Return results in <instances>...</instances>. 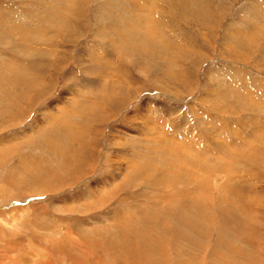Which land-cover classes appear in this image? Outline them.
I'll use <instances>...</instances> for the list:
<instances>
[{"label": "rangeland", "instance_id": "1", "mask_svg": "<svg viewBox=\"0 0 264 264\" xmlns=\"http://www.w3.org/2000/svg\"><path fill=\"white\" fill-rule=\"evenodd\" d=\"M65 1L66 4L63 0H0V226L3 221L9 228L19 226L12 240H23L30 235V230L40 226L50 239L53 236L52 245L51 241H42L40 245L56 251L62 242V234L53 231L59 226L63 232L67 228L74 229L75 223L82 225L90 219V224L98 229L95 221L111 222L119 216L114 214L115 208L130 213L132 206L141 201L139 193H144L142 198L145 199L152 189L147 183L149 177L141 181L138 176L127 183L130 171H133L131 165L137 160L136 165H139L142 160L134 154L146 153L147 170L155 178L171 168H166L167 163L175 162L174 152L168 157L162 155L159 148L147 146L152 144L147 138L161 130L173 133L170 136L175 134L178 139L193 131L194 138L200 139L206 135L203 132H208L211 136L208 148L212 147V155L202 159L211 165L207 169L198 167L193 171V167V170H187L188 180L182 186L177 181L171 189L157 186L165 189L163 192L172 191L171 201L175 204L167 207L161 203L156 207L158 212L138 216V221L150 222H142L145 228L153 225V216L161 213L166 214L167 220L172 218V222L189 229L178 217L190 215L194 221H199L202 209L213 216V223H220L218 203L222 204L224 200L217 198L216 191L219 188L226 191L225 166L231 169L232 178L237 172L241 173L244 181L250 183L247 188L256 190L264 204V0H151L150 9H146L147 6L140 9L139 5L144 1L149 3V0ZM155 2L158 6L153 5ZM187 2L191 4L185 6ZM145 9L150 12L146 13ZM115 13L127 20L133 36L126 27L121 34L150 36L157 46L152 47L154 52H142L136 48L140 44L138 41H134L135 46L127 42L131 39L128 36L124 38H128L125 42L129 45L121 43L118 35L109 29ZM197 16L199 19L195 18ZM101 60H107L110 73L101 66ZM175 67L179 71V81L167 74ZM113 87L117 88L114 97L109 91ZM124 93L129 94L125 96ZM74 98L88 108L86 111L96 108L95 102L100 108L93 112L94 115H89L88 111V116L84 111L75 115L71 110L73 116L70 110L67 114L60 113L64 107L70 109L68 104ZM104 105L107 112L103 111ZM167 108L169 112L165 110ZM68 114L73 118L69 119ZM155 116L160 118L158 128L147 134L149 123L145 120ZM162 118H169L170 123H178L179 127L169 129V122L161 126L166 122ZM217 121L230 124L227 136L223 137L218 131ZM190 127L193 128L191 132L188 131ZM212 136L215 140L231 143V149L221 152ZM232 141L238 143L234 145ZM201 144L206 145V142ZM250 148L251 152L248 151ZM149 159L156 162L154 170L150 168ZM177 162L175 172L184 173L187 167L193 166L189 162ZM203 172L209 181L207 189L201 190L202 195L194 193L193 196L194 189L203 186L204 180H199ZM236 183L232 180L231 187ZM197 196H202L199 204L194 203ZM234 200L239 201L237 197ZM94 201H98L97 205ZM135 211L139 213V210ZM55 218L54 225L51 222ZM3 227L8 237L10 230ZM168 228L173 230L170 224L166 227L170 232ZM262 232L264 237V230ZM238 235V242L246 240L242 232ZM159 238H154L158 247H153L151 242L146 244L145 238L142 243L155 255L154 248L172 244L170 262L177 260L176 264L185 256L186 250L200 256V253L191 252L189 242L180 251L181 247L174 241ZM230 245H235L233 240ZM252 248L247 249L249 257L246 256L245 261H242L243 257L238 258L235 251L230 255L243 264H251L249 260L258 257L259 253L256 255V248ZM12 250L13 247H3L0 241V254L5 255V259L11 258ZM177 252L182 254L173 257ZM206 255L209 256V252ZM134 258L141 260L142 257ZM52 259L57 264L61 262L56 253Z\"/></svg>", "mask_w": 264, "mask_h": 264}, {"label": "bare ground", "instance_id": "2", "mask_svg": "<svg viewBox=\"0 0 264 264\" xmlns=\"http://www.w3.org/2000/svg\"><path fill=\"white\" fill-rule=\"evenodd\" d=\"M64 1L65 0H63V2ZM129 1H131V0H129ZM150 1L151 0H149V3L147 1H144L143 2L144 4H139L140 9L145 8V6H147L146 9H148L150 7ZM124 2H126V1H124ZM190 2L185 3V6H189V4H191ZM153 5L158 6V3L155 2V3H153ZM69 6H71V5L69 4ZM51 7H52V5H51ZM57 7H58V5H57ZM57 7H56V9H57ZM188 8L190 10V7H188ZM253 8L255 9V6ZM185 9H186V7H185ZM58 10L60 11V8ZM152 11H153V9H152ZM69 12H70V10H69ZM149 12H150V10H149ZM149 12H147V10H146V13H149ZM242 12H246V11H242ZM65 14H67V12ZM115 14H116V16L114 17L115 19L112 18L113 16L111 15L112 19L109 22V24L112 23V25H109V29L113 30L114 35H118L119 41L121 43H126L127 45H129L127 43V42H129L131 45L133 44V46H135L134 41L135 42L138 41V43H140V44L136 48H140V50L142 52L148 51V53L149 52L152 53V51L154 50V49H152V47L155 48L157 46H155L154 42L152 40H150V38H149L150 36L147 35L148 38H147V36L146 37L143 36V38H145L144 39L145 41H144V40H142L143 39L142 37H138L139 35L137 37H131L128 35L121 34L124 31L125 27H126V30L129 31V35L131 34L130 31H132V29L129 27V23H126L127 20L125 21V18H122L123 16L121 17V15H119L118 13H115ZM184 14H185V12H184ZM53 15H55V13ZM243 15H244V13H243ZM245 15H246V13H245ZM42 17H43V15H42ZM51 17H52V15H51ZM195 18L197 19L198 16ZM53 19H55V18H53ZM54 21H56V19ZM51 23H50V25H51ZM133 30H135V29H133ZM127 31H125V32H127ZM124 36H128V38L131 37V39L129 38V40H128V38L127 37L124 38ZM122 38H124V40ZM126 40H128V41L125 42ZM244 43H246V42H244ZM151 44H153V46H151ZM169 49H170V47L167 48V51ZM155 50L157 51V48ZM99 59H98V61H100ZM101 61H102L101 66L105 67V69L104 68L103 69L110 73V71H111L110 67L111 66L109 67L105 63L107 60L106 61L101 60ZM164 61L166 63H171L168 60H164ZM171 61H173V60H171ZM109 65H110V63H109ZM92 67L94 68V66H92ZM171 67H173V66H171ZM93 68H91L92 71L96 72V69H93ZM113 70H116V69L113 68ZM171 70H170V72H167V74H169L170 76L173 75L174 77L172 79L179 81L180 79L178 77L179 76L178 69L176 70V67H175L174 70H172V71ZM105 71H103V72H105ZM166 71H168V70H166ZM113 75H115V73ZM95 76H96V74H95ZM93 78L94 77H92V79ZM97 78L98 77H96V79ZM112 82H113V80H112ZM94 83H96V82H94ZM119 85H120V83H119ZM123 86H124V84H123ZM98 87H101V85H99ZM115 89L117 90V88L113 87L109 90L112 93V97H114L113 94H115ZM130 89H128V90H130ZM94 94L95 93H93V95ZM118 94H120V93H118ZM125 94H129V93H124V95ZM97 95L101 96L100 93H98ZM247 95H248V93H247ZM119 96H118V98H119ZM125 96H127V95H125ZM94 98H95V95H94ZM107 98H108V96H107ZM74 99H72L73 102L68 104L70 106V109L66 110L64 107V109H62V111L60 110L59 112L62 114H65L64 112H66V114H67V112H69V110H70V113L72 114L71 110H73V111H75V113H73V114L77 115V114H82V112L84 111L85 113H87V116H88V111H89V115H92L94 111L97 112L96 110L100 108V105H98V103L94 101L95 102L94 107H96V108L89 109L88 111H86L88 108L83 106L81 104V101H79L77 99L74 100ZM104 101H105V99H104ZM116 101H118V99ZM105 106L106 105H104L103 107L101 106L103 108V111L105 110L104 109ZM149 107H152V106H149ZM155 108L157 110H160V109H158L159 106H158V108L155 106ZM165 110H168V108ZM105 111L107 112V110H105ZM149 111H151V110H149ZM162 111H164V110L162 109ZM168 112H169V110H168ZM69 114L67 116L70 119V117L73 116V114L71 116ZM158 114L161 115V113H158ZM151 116H153V115H151ZM72 118L73 117H71V119ZM74 118L76 119L78 117L74 116ZM154 118H151L150 120L147 119V121L145 120V122H147L146 124L149 123V127H147L148 131H146L147 134L154 133L158 128L160 118H157L156 116ZM162 119H165L166 122H164L161 126L167 125L166 123L169 122V118H162ZM101 120H102V118H101ZM216 123L217 124L219 123L217 126L218 127L217 129H218V131H220L221 135L223 137L227 136L229 134V131L231 128L230 124H228V123H221L220 124L219 121H217ZM169 124H170L169 129H173V128L175 129V126L179 127L178 123L172 124L169 122ZM151 126H154V127L152 128ZM163 129H164V127H163ZM223 130H225V131H223ZM142 131H143V129H142ZM142 131H140V132H142ZM162 131L163 130L156 131L155 134L151 135V137L149 136L147 138L148 139L147 141L151 142L152 144L147 145V146L148 147L154 146V147L159 148L162 151V155L166 154L168 157L172 154V152H174V156H172V155L171 156L175 162L173 163L172 158L170 157L172 162L167 163L166 168H170V167L171 168L166 172V174L158 175L155 178L147 170V166H148L149 161H148V158L144 157V155L146 156V153L143 154V152H142V154H140L139 156H138V154H139L138 152H136L134 154L136 157L142 159V160H140V164H141V167H142V164H144V166L141 168L140 164L136 165L138 160L136 163L131 165L133 167L132 168L133 171H130L131 172L130 177L128 176L129 178L126 180L127 183H129V182L131 183V179H133V178L136 179L138 176H141V181L145 180L147 177H149L150 180L147 183H149V187L150 188L152 187V189L149 191L147 198L144 196L145 199L142 198V195H144V193H139V195L141 194L140 195L141 201H138V203H135L136 205L133 204L134 206L131 205L133 210L128 211L130 213L127 214V213L119 211L118 209L115 208L114 214H117L119 216L113 218V220H111V222L108 221V222L104 223L100 220L95 221L94 223L98 225V229L95 226H92L90 224V221H88L90 219H88L87 221H84V223H82V225L79 223H75V224H73L74 229L73 228L72 229L67 228L66 230H63V232H62L60 226H59L60 230L58 228H57L58 230H54L53 228H50V230L51 229L54 230L53 231L54 233L62 234V240H61L62 242H60L61 244L57 245V250H56L57 252L53 251V249L50 246L46 247V246L40 245V243L42 241H45L47 243V242L51 241L53 238V236H52V238L50 239V237L48 236L49 235L48 233H47L48 235H45L46 231L43 228H41L40 226L37 229H34V228H33V230L29 229L31 232H29L28 234H30V235L27 236L25 234L26 238H24L23 240H12L13 235L17 234L15 232L17 231L19 226L11 225V227L9 228L8 226L5 225V221L2 220L3 221L1 223L2 226H0V241L3 244V247H7V248L13 247V250L9 254V256H11V258L9 260L5 259V257H4L5 255L0 254V264H57L56 263L57 261L54 262L52 259V257L55 256V253L57 254L58 258H60V260H61L60 264H128L130 259H132L131 264H176L177 260L170 262L171 259H170L169 254H170L171 247H173L172 244H170V243H165L164 246L161 245L160 248H156V249L154 248L157 255L150 253L148 250H146V244H148L150 242H151V245H153V247L159 246V243L154 240L155 237H156V239L160 237L159 238L160 240L169 239L170 241H174L175 242L174 244L177 247H181L180 251H182L183 247H186L188 245V242H189V249L191 250V252L195 251L197 253H200V256H195V253H189L187 250L184 251L183 253H185V256H182V259L179 261V264H237L238 262H240V264H243L242 261L247 260V257H249V252L247 249L253 250V248H252L253 246L256 248V255L258 252L259 253H258V257L252 258L251 260H249V262L251 264H264V237H262V235H261V234H263V232L261 233V230H264V204L261 202V200L259 198V196H261V195L258 194L256 192V190H250L247 188L248 185H250V183L248 181H244V176L241 175V173L237 172L236 176L232 178V171H231V169H229L226 166L224 167L225 173L227 174V178H226L227 184L224 185L226 191L221 189V188H219V191H216L217 198L222 197V199L224 200L222 204H220V202L218 203V206H220L219 215L217 216V214L216 215L214 214L219 219L221 218L222 221H220V223L218 221H216L217 223H213V220H214L212 218L213 216L211 215L212 216L211 217L208 214V210H205V209H202L203 210L202 216L199 215L200 216V218H198V219H200L199 221H196V220L194 221V219L190 215H187V217L186 216L178 217V218H182L183 223L186 226H188L189 229H185L184 226H179L180 223L172 222V218L167 220L166 214L163 215L161 213H158L155 216H153L154 217L153 218L154 222L152 223L153 225H150V227H148V228H145L142 225V222H146V221L149 222L148 220L143 219L142 221H138L139 220L138 216H140V215H148V214H150L151 211L158 212L156 207L158 205H160L161 203L166 204L167 207H169L170 204H175L174 202L171 201L173 198L172 195H174V194H172V191H170L169 193L163 192L165 189L163 190L162 188H159L157 186H164V188H169L176 181H177V183H180V186H182L183 184H185L187 182L188 175H189L188 171L193 170V167H195V169L193 170V171H195V170H197L198 167H202L203 169H207V167H209L211 165V164H206L204 159H202V157H209L211 154V151H212V147L208 148L211 145L210 144L211 136H208V134H207L208 132H206L204 130L205 132H203V133H206V135L204 134L203 138H200V139H198V137L194 138L196 136V135H194L195 132L193 131V128L190 127L188 129V131H190V132L193 131V133H190V134H187L184 136L181 135V137L178 139L177 138L178 136H175V134H174V136H170L169 134H171V133L168 134L167 131L166 132L164 131V133H163ZM209 131H210V129H209ZM211 131H212V129H211ZM171 135H173V133ZM212 137L214 139L215 136H212ZM195 139L196 140L198 139L197 142ZM215 139H216V137H215ZM215 139H214L215 145L218 146L216 148H218L221 152H225L226 148H227L226 151L228 149H231V146H232L231 143L222 142L221 140L218 141ZM134 140H136V139H134ZM203 141L206 142V145L201 144V142H203ZM232 143L234 145H236L238 142L232 141ZM138 149H140V148H138ZM141 150H142V148H141ZM251 150H252V148L248 149L249 152H251ZM71 154L73 156L75 153L71 152ZM186 154H188V156L186 158H184ZM162 155H161V158H162ZM156 156H157V154H156ZM74 157H76V156L74 155ZM129 158H130V156H129ZM212 159H215V158H212ZM212 159L210 161H213ZM150 161L152 162V163L150 162V168L152 170H154L156 162L153 160H150ZM177 161L181 162L182 164H185V162H189V163L193 164V166L189 169H187L188 167L187 168L185 167L186 171H183L184 173H180V171L175 172L174 169L178 166V165L175 166V164L178 163ZM208 163H210V162H208ZM161 164H163V163H161ZM203 164L206 167L203 166ZM131 166H129L130 169H131ZM134 170H136V171H134ZM202 179L204 180L203 186L200 185L199 187H196L193 191V196H195L194 193L202 195V193H200L201 190L203 188L204 189L206 188V184H207V182H209L207 180L206 172H203L202 176H199V180L202 181ZM232 180L233 181L236 180V182H237L236 186H234V187H231ZM132 182H134V181H132ZM135 183H136V181H135ZM137 184H138V182H137ZM212 184H214V183H212ZM131 185H134V184H131ZM145 185H147V184L145 183ZM156 188L160 191H157ZM169 189H171V187ZM229 191L231 193H229ZM100 197L102 198V196H100ZM104 197H106V196H104ZM137 197H139V196H137ZM235 197H237L239 199V201H235L234 200ZM109 198H111V197H109ZM200 199H202V196H197L194 203H198V204L201 203ZM96 203H98V201L95 202L94 205H97ZM101 203H102V199H101ZM122 203H123V201H122ZM198 204H197V206L199 208ZM213 204H214V202H213ZM135 210H139V213H137L138 211H135ZM216 212H217V210H216ZM198 213H200V212H198ZM106 214H108V213H106ZM183 215H184V213H183ZM104 216H106V215H104ZM259 216L261 219H259ZM56 219L57 218H55V220H53V222H51V223H54V225H55ZM211 219H212V221H211ZM156 221H158V222H156ZM223 221L226 223H224ZM51 223H48V224H51ZM188 223H190L191 226L188 225ZM169 224L172 226L173 230L178 229V231H173L170 228H168L170 230V232H168L166 230V227H168ZM201 224H202V226H201V228H199V226ZM164 225L166 227H163ZM252 225H253V227H252ZM255 225H257V226H255ZM3 226L7 227L10 230V232L9 231L7 232L8 234H10V235H8V237L10 236L9 238L6 237L7 234L4 231L5 229ZM140 226L143 229H145L146 231L145 230L141 231ZM42 229H43V231H41ZM46 230H47V227H46ZM175 232H181V233H175ZM240 232H242L244 234V238H246V240L250 237H251V240L250 241L245 240L243 242H238L237 238H238V236H239L238 234ZM172 233H174L173 234L174 237H171ZM33 235L35 237H33ZM141 235H144V236H141ZM153 235H154V238H153ZM73 236H77V237H73ZM75 238H76V240H75ZM142 238L147 239L146 244L142 243V241H143ZM5 239H7L8 242H6ZM232 240L234 241V244H235L233 247L230 245V244H232ZM49 243H51L50 245L53 244L52 241ZM256 244H259V246ZM16 248H17V251H16ZM123 250L126 251L125 254H124ZM234 251L236 252V256L238 258L240 256V257H243L244 260L241 261V260H238V258L231 256L230 252L234 253ZM207 252H209V256L206 255ZM178 254H182V253L177 252L176 255L173 257L178 256ZM130 255H134V257H137V256L142 257L141 258L142 261L140 259L137 260V258H134V257H129Z\"/></svg>", "mask_w": 264, "mask_h": 264}]
</instances>
